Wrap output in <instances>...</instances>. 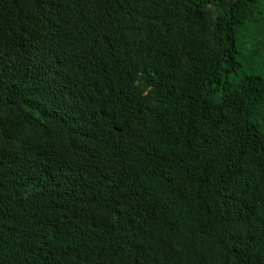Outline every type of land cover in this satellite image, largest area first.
<instances>
[{
	"label": "trees",
	"instance_id": "trees-1",
	"mask_svg": "<svg viewBox=\"0 0 264 264\" xmlns=\"http://www.w3.org/2000/svg\"><path fill=\"white\" fill-rule=\"evenodd\" d=\"M0 264H264V0H0Z\"/></svg>",
	"mask_w": 264,
	"mask_h": 264
}]
</instances>
